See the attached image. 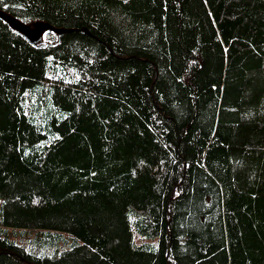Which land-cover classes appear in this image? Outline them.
<instances>
[{
    "label": "trees",
    "instance_id": "obj_1",
    "mask_svg": "<svg viewBox=\"0 0 264 264\" xmlns=\"http://www.w3.org/2000/svg\"><path fill=\"white\" fill-rule=\"evenodd\" d=\"M0 13V264H264V0Z\"/></svg>",
    "mask_w": 264,
    "mask_h": 264
},
{
    "label": "water",
    "instance_id": "obj_2",
    "mask_svg": "<svg viewBox=\"0 0 264 264\" xmlns=\"http://www.w3.org/2000/svg\"><path fill=\"white\" fill-rule=\"evenodd\" d=\"M0 16L4 17L5 19L9 20L11 22V24L13 25V27L21 32H24L27 35H34V34H39L42 33L45 30H52L57 34H61L63 32H65L66 30L63 27H56L53 26L49 23H43V24H39L36 25V27H34L33 29H30L20 23H18L17 21H13L11 20L8 16L0 13Z\"/></svg>",
    "mask_w": 264,
    "mask_h": 264
},
{
    "label": "rangeland",
    "instance_id": "obj_3",
    "mask_svg": "<svg viewBox=\"0 0 264 264\" xmlns=\"http://www.w3.org/2000/svg\"><path fill=\"white\" fill-rule=\"evenodd\" d=\"M131 232H132V239H133V243L135 245H140V244H143V243H152V244H155L156 243V239L154 237H146L144 235H141L139 233H137L136 229H134V227L131 225ZM62 237L63 239H61V241H59V244L57 245H54L53 247H51V251L50 252H55L53 251L54 249H56L58 252L63 250V249H66V248H69L70 247V239L68 238V236L64 233L62 234ZM62 240H69V243L68 242H62ZM56 253V252H55Z\"/></svg>",
    "mask_w": 264,
    "mask_h": 264
},
{
    "label": "bare ground",
    "instance_id": "obj_4",
    "mask_svg": "<svg viewBox=\"0 0 264 264\" xmlns=\"http://www.w3.org/2000/svg\"><path fill=\"white\" fill-rule=\"evenodd\" d=\"M14 241H16V240H14ZM47 249H48V248H47ZM29 250H30V249H29ZM32 251H33V250H32ZM43 251H44V249L42 250V252H43ZM34 252H35V251H34ZM34 252H33V253H34ZM56 252H58V251L56 250ZM31 253H32V252H31ZM39 253H40V252H39ZM41 254H42V253H41ZM41 254H40V255H41ZM56 254H57V253H56ZM62 254H63V253H62Z\"/></svg>",
    "mask_w": 264,
    "mask_h": 264
}]
</instances>
